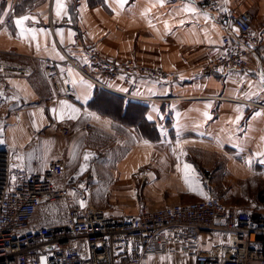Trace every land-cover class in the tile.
Instances as JSON below:
<instances>
[{
    "label": "crops",
    "instance_id": "1",
    "mask_svg": "<svg viewBox=\"0 0 264 264\" xmlns=\"http://www.w3.org/2000/svg\"><path fill=\"white\" fill-rule=\"evenodd\" d=\"M228 1L251 15L261 45L248 69L204 75L203 68L222 52L225 30L202 10V0H59V15L57 0H0V61L34 70L29 78L10 77L13 98L0 103V135L12 163L41 172L51 161L65 160L74 198L116 217L138 206L201 201L206 176L214 193L258 195L255 202L232 207L249 210L261 203L264 0ZM76 34L80 46L72 51ZM57 43L81 62L95 47L104 60L135 59L175 72L177 80L111 84L139 100L96 89L63 63ZM49 60L68 72L77 99H53L42 72ZM87 124L88 132L82 130ZM63 128L73 134H62ZM44 207L38 223L51 225ZM180 263L191 264L179 257L151 261Z\"/></svg>",
    "mask_w": 264,
    "mask_h": 264
},
{
    "label": "built area",
    "instance_id": "2",
    "mask_svg": "<svg viewBox=\"0 0 264 264\" xmlns=\"http://www.w3.org/2000/svg\"><path fill=\"white\" fill-rule=\"evenodd\" d=\"M201 8L225 30L222 52L203 68L204 75L248 69L261 45L252 33L251 15L232 9L228 0H202ZM56 45L63 63L83 80L96 89L132 100L139 99L111 84H168L177 80L175 72L135 60H104L95 47L90 49L89 59L81 62ZM79 46L80 35L76 34L71 50L77 51ZM42 72L55 101L77 99L61 63L45 61ZM33 75L29 67L0 61V103L13 98L10 77ZM91 129L90 124L82 127L86 132ZM61 133L73 134L68 128ZM203 183L207 198L201 201L159 209L138 206L133 214L116 217L74 198L75 181L68 176L65 160H53L43 171L30 172L14 165L11 152L5 148V153H0V264H151L168 257L191 264H264V205L240 210L214 194L210 177H204ZM61 202L67 209L64 223H36L43 206Z\"/></svg>",
    "mask_w": 264,
    "mask_h": 264
},
{
    "label": "rangeland",
    "instance_id": "3",
    "mask_svg": "<svg viewBox=\"0 0 264 264\" xmlns=\"http://www.w3.org/2000/svg\"><path fill=\"white\" fill-rule=\"evenodd\" d=\"M241 13V12H240ZM243 13V12H242ZM135 60V59H134ZM137 61V60H135ZM138 63L142 64L141 62L137 61ZM144 65V64H142ZM148 66V65H146ZM152 67V66H149ZM251 189V188H248ZM253 191V190H251ZM248 191L246 194H242L238 197H232V195H223L222 193H214L218 195L219 197L224 199L225 203L229 206H237L239 203L240 204H248L255 202L256 197L258 196L255 192ZM226 196V199L224 198ZM231 196V198H229ZM187 204V203H186ZM232 204V205H231ZM258 204V203H255ZM254 204V205H255ZM42 212L45 214L46 217H48V222L51 224H61L64 223L67 220V209L65 207V203L61 202L52 206H46L43 208ZM38 219H36V223H38Z\"/></svg>",
    "mask_w": 264,
    "mask_h": 264
},
{
    "label": "snow or ice",
    "instance_id": "4",
    "mask_svg": "<svg viewBox=\"0 0 264 264\" xmlns=\"http://www.w3.org/2000/svg\"><path fill=\"white\" fill-rule=\"evenodd\" d=\"M9 7H11V6H9ZM61 8V5H60V3H59V0H57V9H58V11H57V15H59L60 13H59V9ZM26 19H28V17H24L23 19H18L17 21H16V24H17V26L18 27H20L22 24H23V22H24V20H26ZM23 31H24V29L23 28H21V33H23ZM90 87V86H89ZM85 101H87V96L85 97ZM73 111H77L76 109H73ZM0 143H3V141H0ZM85 159H87V157H85ZM251 162L249 161V164H250ZM187 167V166H186ZM205 198H207V197H205ZM83 206V205H82Z\"/></svg>",
    "mask_w": 264,
    "mask_h": 264
},
{
    "label": "water",
    "instance_id": "5",
    "mask_svg": "<svg viewBox=\"0 0 264 264\" xmlns=\"http://www.w3.org/2000/svg\"><path fill=\"white\" fill-rule=\"evenodd\" d=\"M0 141H3V143H0V153H5L6 146H5V141H4L2 133L0 135Z\"/></svg>",
    "mask_w": 264,
    "mask_h": 264
},
{
    "label": "trees",
    "instance_id": "6",
    "mask_svg": "<svg viewBox=\"0 0 264 264\" xmlns=\"http://www.w3.org/2000/svg\"><path fill=\"white\" fill-rule=\"evenodd\" d=\"M259 200H260L261 203H264V195H261L260 198H259Z\"/></svg>",
    "mask_w": 264,
    "mask_h": 264
}]
</instances>
